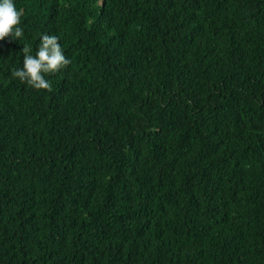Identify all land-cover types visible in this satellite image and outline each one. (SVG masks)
I'll return each mask as SVG.
<instances>
[{"label": "trees", "instance_id": "16d2710c", "mask_svg": "<svg viewBox=\"0 0 264 264\" xmlns=\"http://www.w3.org/2000/svg\"><path fill=\"white\" fill-rule=\"evenodd\" d=\"M15 3L0 264H264V0ZM45 33L52 91L12 77Z\"/></svg>", "mask_w": 264, "mask_h": 264}, {"label": "clouds", "instance_id": "9594fccd", "mask_svg": "<svg viewBox=\"0 0 264 264\" xmlns=\"http://www.w3.org/2000/svg\"><path fill=\"white\" fill-rule=\"evenodd\" d=\"M23 15V8H17L15 0H0V42L9 37L11 42H22ZM59 40L57 35L42 34L35 54L31 45L24 43L22 66L12 72V77L32 89L52 91L51 81L46 76L60 72L71 63Z\"/></svg>", "mask_w": 264, "mask_h": 264}]
</instances>
